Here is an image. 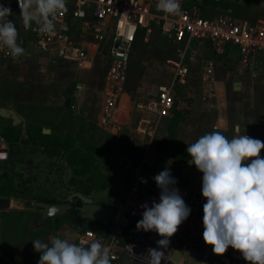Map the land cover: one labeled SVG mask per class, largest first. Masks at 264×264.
<instances>
[{
    "label": "rangeland",
    "instance_id": "1",
    "mask_svg": "<svg viewBox=\"0 0 264 264\" xmlns=\"http://www.w3.org/2000/svg\"><path fill=\"white\" fill-rule=\"evenodd\" d=\"M246 17L250 21L264 18L263 1L252 0ZM9 19L15 23L20 36L19 24L14 18L9 17ZM73 35L75 37L78 35L75 25ZM107 40L108 38H105L100 44L90 68L77 66L79 68L77 70L84 69L79 77L86 80L89 86L88 94L91 92V98H88V101L77 100V103H73L71 78L78 74L77 70L65 67V75L63 67H60L64 64L56 67V64L48 59L41 64V60L28 59L30 57L24 56L25 54L14 61L15 59L1 57L0 54V70L3 71V76L0 75V107L13 109L18 116H21L20 123L15 126L21 134L38 124L45 133L48 131L59 134L72 132L77 139V144L90 142L111 150L110 160L105 163L98 162V165L100 176L109 178L112 184L105 190L91 192L88 197L94 202L106 204L124 201L133 170L141 163L144 164V170L153 176L169 168L171 175L177 181L175 187L202 188L203 173L197 170L194 164L188 163L191 158L186 152L187 144L184 141L192 143L199 136L215 128H212V109L197 111L193 117L192 114L196 109L201 108L194 100L201 103L215 99L217 96L216 102H220L221 106L215 112L228 117V126L225 129L220 127L226 137L231 138L233 134L235 135L234 127L240 125V134H244L245 128L247 135L264 141V57L252 59L245 64L236 51H230L225 56H217L208 48L206 50L208 53L201 52L202 55L198 54L190 62L191 73L186 85L187 91H198V94H183L179 90V98L175 101L176 109L172 116L165 118L161 123L150 150L146 149L148 141L146 128L151 119L148 112H136L129 128H121L117 133L107 132L98 126L99 103L104 99V90L109 88L108 74L112 66L108 57ZM166 49V44L158 31L153 33L147 43L138 40L130 53L126 79L122 88L134 89L141 97L155 94L160 83H166L168 78V71L164 64ZM76 62H74L75 65ZM209 63L213 66L212 88L207 86L203 76L204 67ZM38 67L41 70H38ZM50 67L53 69L56 67L62 71L55 69L54 73H46L48 71L46 68ZM52 75L55 76L54 81L63 85V88H48V77ZM217 76L219 79H230L235 76L231 82L226 83L224 97L223 91H218L216 88V84H219ZM240 79H242V89L236 88L235 84ZM64 89V99L61 98L58 101L57 98L61 96L60 92ZM26 90L32 96L27 97V101H22L21 92ZM47 91L51 96L48 99L50 102L45 100ZM237 91L246 92V94L238 97L234 95ZM220 93L222 95H219ZM247 107H249L248 110ZM185 112L190 113L186 119L183 115L186 114ZM175 114L183 115L182 120L174 133L169 134L168 129ZM11 123L10 118L0 117V130ZM164 138H168L164 145L165 151H158V143ZM151 151H155L156 156H152ZM262 153L263 149L261 156ZM184 157L187 158L186 161L181 160ZM4 170H11L12 176L9 178L0 176V186L11 182L15 191L14 196H10V206L0 209V264H31V258L35 256L32 242L35 236L39 232L58 228L65 223L61 219L42 220L41 209L34 206L36 199L56 197L60 203H63L68 198H74L79 191L70 183L71 167L62 157H48L40 146L28 142L21 141L12 148L10 146L6 156H0V171ZM196 182L198 184H195ZM20 184L22 186H19ZM23 187L30 190L31 199L21 197L20 189ZM84 223L95 228L97 226L94 221L84 220ZM198 249L200 251L198 250L196 256L194 255L193 260L200 261L204 255L202 252L204 249ZM118 264H123V260L120 259Z\"/></svg>",
    "mask_w": 264,
    "mask_h": 264
},
{
    "label": "built area",
    "instance_id": "2",
    "mask_svg": "<svg viewBox=\"0 0 264 264\" xmlns=\"http://www.w3.org/2000/svg\"><path fill=\"white\" fill-rule=\"evenodd\" d=\"M71 1V15L82 20L84 24H89L96 42H101L109 33L112 66L108 74L110 83L109 88L105 89L106 96L100 119V125L105 129L116 124L117 92L126 79V67L138 36H141L144 42H148L153 27H158L159 34L169 50L164 64L171 75L167 83L158 86L154 97L138 104L140 108L155 115V121L146 128L148 150L153 146L160 120L168 117L176 109V88L184 86L188 81L189 61L197 54L196 43L208 44L217 56H224L234 50L245 64L255 55L264 57V18L250 21L247 18L234 17L230 11L203 15L200 8L201 0H180L182 11L178 16L157 11L158 0ZM207 1L212 4L223 3V0ZM262 1L264 3V0ZM0 3L10 6L12 12H20L18 0H0ZM66 16L67 11H61L57 15L53 33H41L35 23L24 29L34 34L35 45L39 50H54L58 56L75 60L82 66L87 51L74 44ZM87 17L91 18L89 23L86 22ZM0 54L10 56L7 48L0 49ZM212 70V63H209L203 71L204 81L209 88H212ZM7 151L8 144L0 130V156L5 157ZM151 152L152 156H156L155 151ZM143 166L141 163L135 169L129 190L121 203L120 215L112 235L105 239L95 231L86 229L79 234V240L86 242L99 240L110 247L112 261L122 259L123 264H148L149 248L164 252L161 264H176L172 260L175 251L185 249L188 253L190 249L203 246L220 264H248L238 250L229 247L224 255H216L212 251V246L205 244L203 205L207 201L202 196L201 189L178 188L191 211L178 231L170 238L166 249L157 245V241L162 237L156 232L138 231L136 224L142 219L144 211L141 205L147 203L150 207L153 201L159 202L160 196V189L153 179L154 176L148 174Z\"/></svg>",
    "mask_w": 264,
    "mask_h": 264
},
{
    "label": "clouds",
    "instance_id": "3",
    "mask_svg": "<svg viewBox=\"0 0 264 264\" xmlns=\"http://www.w3.org/2000/svg\"><path fill=\"white\" fill-rule=\"evenodd\" d=\"M25 29L34 23L41 33H53L55 20L67 11L66 0H18ZM156 10L171 16L181 14L180 0H158ZM10 6L0 3V49L7 48L13 59L25 54L18 43L19 32L9 19ZM188 163L194 164L202 176L203 239L216 255H224L229 247L238 250L248 264H264V141L246 134L230 139L217 126L213 131L187 143ZM160 189L159 202L144 209L137 230L154 231L162 239L160 248H167L170 238L188 218L191 209L174 187L176 178L165 168L153 177ZM91 235V233H89ZM78 241V242H77ZM40 253L38 264H111V249L99 240L84 241L77 237L52 236L47 242L33 240ZM163 251L148 250V264H161Z\"/></svg>",
    "mask_w": 264,
    "mask_h": 264
},
{
    "label": "crops",
    "instance_id": "4",
    "mask_svg": "<svg viewBox=\"0 0 264 264\" xmlns=\"http://www.w3.org/2000/svg\"><path fill=\"white\" fill-rule=\"evenodd\" d=\"M205 0H201L200 1V8H201V13L203 15L207 14V15H214L216 14L217 12H220L222 10H219V9H216L213 7L214 4H212L211 2L207 3V4H211L212 5V9L209 8L207 5H205L203 2ZM207 1V0H206ZM228 1V0H227ZM208 2V1H207ZM72 1L71 0H67L66 1V6H67V16H66V19L69 23V26H70V35L72 37V40L74 42L75 45L77 46H80L81 48H84L86 51H87V56L86 58L84 59V65H82L81 67L82 68H85V69H88L91 67V65L93 64V61H94V58H95V55L98 51V48L100 46V44L102 42H104V39L105 38H108L109 36V33H107V37H105L101 42H96L95 39H94V35L91 31V28L89 27V24H84L82 20L80 19H76L74 18L72 15H71V6H72ZM191 4V2H189ZM223 3H225V0H223ZM227 4V3H226ZM202 5H205L206 7H203ZM229 5V4H228ZM230 8V7H229ZM225 12H228V11H225ZM230 12H231V9H230ZM9 17H12L15 19L16 23L19 24V29H20V36L18 38V43L21 44V46L25 49V55L24 56H27V57H30L28 59H35V60H41V64L44 63L45 59H48L51 63H54L56 64V67L59 66V64H64V66H60V67H63L62 70H66L65 67H69V68H72L73 70H77L79 69L77 66L78 63L75 61V60H72V59H69V58H63V57H60L57 55V53L54 51V50H48V51H41L39 50L36 45H35V40H34V34L31 32V31H27L24 29L23 27V24H22V21H21V17H20V12H12V15L9 16ZM247 18V17H246ZM89 21H91V18L90 17H87L86 18V22L89 23ZM74 25L76 26L77 30H78V35L77 37H75L73 35V28H74ZM155 31H158V27H153L152 29V32L150 34V38L152 37L153 33ZM142 35V34H141ZM138 40H142V37L141 36H138L136 42ZM143 41V40H142ZM149 41V40H148ZM135 42V44H136ZM144 42V41H143ZM164 42V40H163ZM147 43V42H145ZM165 43V42H164ZM134 44V45H135ZM166 44V43H165ZM106 45L109 47L110 49V40L108 38L107 42H106ZM196 46V49H197V54L189 61V67H190V73H191V64L190 62H192L194 60V58L200 54L202 55L201 52H204V53H208L206 52L207 48L210 49L209 45L208 44H200V43H196L195 44ZM134 47V46H133ZM166 48H167V45H166ZM133 50V49H132ZM167 52H166V56L168 55L169 53V50L168 48L166 49ZM211 50V49H210ZM212 51V50H211ZM234 51V50H233ZM132 52V51H131ZM229 53V52H228ZM227 53V54H228ZM1 56V55H0ZM225 56V55H224ZM1 57H9V58H12L11 56H1ZM108 57L110 59V63L112 64L111 62V58H110V54H109V50H108ZM258 57H263L261 55H255L252 59L255 60V59H258ZM251 59V60H252ZM61 60H64L63 62H59ZM16 61V59L14 60ZM76 62L77 64L75 65ZM21 67V66H20ZM45 67V66H44ZM56 67H54V69L52 67H50L49 69L46 68V70H48L46 73L48 72H52L54 73L56 70H60V69H57ZM166 67V66H165ZM232 67V66H231ZM2 69V68H1ZM38 70H41L40 67L37 68ZM56 69V70H55ZM167 71H168V74H167V82L169 81L170 79V75H171V72L170 70L166 67ZM60 70V71H62ZM84 71V69H80V70H77L76 72H78L77 75H74V76H71L72 78V81H73V91H72V98H73V103L76 102L77 103V100L79 101H88V98H91V92L88 94V83L86 82V80H82L81 77H79L80 74H82ZM236 71V70H235ZM2 70H0V75H2ZM68 75H70L69 72H67ZM65 75H66V71H65ZM72 75V74H71ZM236 76V75H235ZM234 76V77H235ZM230 78V79H219L218 76H217V79H219V84H216V88H218V91H223V97L224 95L226 94V83L228 82H231V80L234 78ZM54 78L55 76H50L48 77V88H56V87H60V88H63V85H59L60 83L58 82H55L54 81ZM189 78H190V74H189ZM188 78V80H189ZM239 79V78H238ZM242 79H240L238 82H236L235 84L237 85L236 88L238 89H242L243 88V84H242ZM166 82V83H167ZM110 83V81L108 82ZM165 82H161V84H164ZM188 84V81L187 83L184 85V86H180V87H177L176 88V99H178V92L179 90H181V93L183 94H198V91H194V92H188L187 91V85ZM240 85V86H239ZM123 84L121 86H119V91L117 92V116H116V124H114L112 127H108V128H104L105 130H107V132L109 133H117L121 128H129L132 124V121L134 119V116H135V113L136 112H139V111H145V112H148L146 111L145 109L143 108H140L138 106L139 102L141 101H146V100H149L151 99L152 97H154V95L156 94H153L152 96H147V97H141L140 94L134 90V89H123L122 88ZM70 87V86H69ZM59 88V89H60ZM181 88V89H180ZM46 90V89H44ZM242 91V90H241ZM241 91H237L234 95H237L238 97H242V95L246 94V92H241ZM64 92H65V89L63 90V92H60V95L57 100L59 101L61 98L64 99ZM101 95V94H100ZM219 95H222L221 93ZM21 96H22V101H27V97H31L32 94H30L27 90L26 91H22L21 92ZM47 97H45V100L49 99L51 96H50V93L47 91V94H46ZM99 97V95H97ZM105 96H106V91L104 90V99L103 101L99 100L100 101V105H99V110L98 112L100 113L99 115V118L101 119V115H102V104L105 100ZM49 101V100H48ZM196 102V105H200V109H196V111L192 114L193 117H194V114L198 111H201L203 109H212V128H216L217 126L220 128L222 127V129H225L228 125V117L227 115H219L217 114L216 112L218 111L217 109L220 108V102H216L217 101V96L215 99H212V100H209V101H202L201 103H199V101L197 102L196 100H194ZM1 102H3V100H1ZM50 102V101H49ZM181 102V101H180ZM242 105V104H241ZM196 106V107H197ZM203 106V107H202ZM216 108V109H215ZM247 110L249 109V107L246 108ZM215 110H217L215 112ZM15 111V110H14ZM78 111V110H77ZM101 111V112H100ZM151 116V119L149 120V125H151L153 123V121H155V115L153 113H150L148 112ZM174 113V111L171 112V114L168 116H172V114ZM186 114L184 116L185 119L189 116L188 112H185ZM204 113V112H203ZM17 114V113H16ZM18 116V115H17ZM18 117H21L20 115ZM22 118H24L22 116ZM167 118V117H165ZM165 118H162L160 120V123H159V126L157 128V132H158V129L161 125V123L163 122V120ZM100 119L98 121V126L102 127L100 125ZM184 119V120H185ZM183 120V121H184ZM192 120V119H191ZM222 121H223V124H222ZM181 122V121H180ZM179 122V123H180ZM12 124V123H11ZM215 124V125H213ZM34 126H39L38 124L37 125H34ZM224 126V127H223ZM40 127V126H39ZM240 128V125H236L234 127V130L236 131V128ZM103 128V127H102ZM234 131V132H235ZM240 131V130H239ZM43 132V131H42ZM57 133V132H54V131H48L47 133ZM45 133V132H43ZM71 134L74 135V133L70 132ZM236 133V132H235ZM157 134V133H156ZM224 134V133H223ZM234 135V134H233ZM147 138V136H146ZM230 138V137H229ZM77 140V139H76ZM263 152H264V149H263ZM263 155V153H262ZM262 157V156H261ZM141 165V164H140ZM139 165V166H140ZM138 166V167H139ZM138 167H135L134 170H133V175H134V172H135V169L138 168ZM144 168V167H143ZM155 176V175H154ZM133 178V176H132ZM132 181V180H131ZM131 184V182H130ZM130 186V185H129ZM175 187V186H174ZM176 188H179V187H176ZM194 188V187H192ZM192 188H188V189H192ZM126 197V196H125ZM53 198V197H52ZM122 202V201H121ZM57 217H52V218H49V220L51 221H55ZM88 221H91V220H88ZM93 222V221H91ZM97 223V222H95ZM84 225H87V226H84ZM86 229H90V230H94V231H98L100 233H98L99 235H102L103 237L106 238H109L111 235L110 233L108 232V229L106 227H104L103 225L97 223V226L96 228L95 227H92L90 224H85L84 223V220L82 221L81 225H77L76 222L74 223H71L70 222H65L63 225H61L60 227L58 228H54V229H47L46 231H42V232H39V234L37 236H35V240L36 239H40L41 241L43 242H47L50 237L52 236H63V235H69V236H73V237H79V234L81 232H83L84 230ZM34 238V236H32ZM202 248V247H200ZM203 249L204 251H202L204 253L202 259L199 261V260H193L194 258V255L196 256V253L198 252V248L196 249H190L188 251V257H190L192 259V262L195 263V262H200V264H220L219 261H217L213 256L209 255L205 249V247L203 246ZM33 251H34V255L35 256H32L31 258V264H38V260H39V257H40V253L36 252L34 250V247H33ZM200 251V250H199ZM210 256V257H208ZM211 260H210V259ZM119 261V260H118ZM118 261H111V264H118ZM187 262L183 259V261H180L178 264H186Z\"/></svg>",
    "mask_w": 264,
    "mask_h": 264
},
{
    "label": "trees",
    "instance_id": "5",
    "mask_svg": "<svg viewBox=\"0 0 264 264\" xmlns=\"http://www.w3.org/2000/svg\"><path fill=\"white\" fill-rule=\"evenodd\" d=\"M252 0H225L229 4L231 14L234 17L246 18ZM212 9L211 4H207L206 0L203 2ZM175 111V110H174ZM185 115V114H184ZM183 115H173L171 125L169 126V134H173ZM1 134L6 140L8 147H14L19 142H28L40 146L48 157H62L65 162L71 167L72 178L70 183L75 186L80 195L88 197L93 191H102L107 189L111 184L109 178H102L99 172L98 162H107L111 157V150L109 148H101L98 145L86 142L84 144H77L76 137L70 132L59 133H43L39 126H32L28 128L24 134L11 124L3 126ZM168 138L158 143V151H165L164 145ZM262 157H264V152ZM186 161L187 158H181ZM0 176L9 178L12 176L11 170L0 171ZM78 179V180H77ZM19 186H22L21 184ZM24 188V187H23ZM20 189L21 197L24 199H31L30 190L24 188ZM15 187L9 182L7 185L0 186V196H14ZM36 201H44L48 203H60L56 198H37ZM79 213L77 210H70L67 214L56 216V219H61L64 222H76ZM94 231V230H93ZM96 233H100L95 231Z\"/></svg>",
    "mask_w": 264,
    "mask_h": 264
},
{
    "label": "water",
    "instance_id": "6",
    "mask_svg": "<svg viewBox=\"0 0 264 264\" xmlns=\"http://www.w3.org/2000/svg\"><path fill=\"white\" fill-rule=\"evenodd\" d=\"M214 8L222 11H230L229 5L226 3H216L213 5ZM0 117L10 118L12 126H16L20 123V118L17 116L13 109L0 107ZM72 199V198H68ZM74 202H79L80 205H71L69 203H48L44 201H36L35 207H38L42 211V220H47L52 217L61 216L67 214L68 210H77L79 215L76 219V224L81 225L83 220H91L97 222L108 229L110 235H112L116 223L118 221L121 202L116 203H96L89 197L77 194L73 198ZM10 197L0 196V209H6L10 206ZM183 259L187 262L186 264H200V262H192V259L188 257V253L185 249H178L172 255L174 263L178 264Z\"/></svg>",
    "mask_w": 264,
    "mask_h": 264
},
{
    "label": "flooded vegetation",
    "instance_id": "7",
    "mask_svg": "<svg viewBox=\"0 0 264 264\" xmlns=\"http://www.w3.org/2000/svg\"><path fill=\"white\" fill-rule=\"evenodd\" d=\"M63 203H69V204H71V205H73V206H75V205H80V203L79 202H74L73 201V198L72 199H69V200H66V201H64ZM71 210H73V209H71ZM70 210H68L67 212H69Z\"/></svg>",
    "mask_w": 264,
    "mask_h": 264
}]
</instances>
